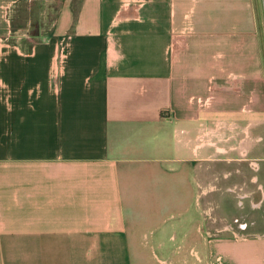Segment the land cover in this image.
<instances>
[{"label": "crops", "instance_id": "0c3cea01", "mask_svg": "<svg viewBox=\"0 0 264 264\" xmlns=\"http://www.w3.org/2000/svg\"><path fill=\"white\" fill-rule=\"evenodd\" d=\"M18 2L0 0V264H166L211 176L238 226L210 220L204 258L184 233L182 262L264 264V0H57L42 32Z\"/></svg>", "mask_w": 264, "mask_h": 264}, {"label": "rangeland", "instance_id": "374dc122", "mask_svg": "<svg viewBox=\"0 0 264 264\" xmlns=\"http://www.w3.org/2000/svg\"><path fill=\"white\" fill-rule=\"evenodd\" d=\"M51 0H19L15 7L14 16L18 18V22L21 24L30 22L31 28L33 27V31H46L48 28V23L51 20V13L56 9L54 4H56L57 0L53 3H50ZM8 14L10 15V9H8ZM11 18V15H10ZM23 24V25H25ZM264 28V27H263ZM11 31V30H10ZM11 33V32H10ZM26 40L28 38L23 37ZM23 38L15 37L14 41L17 44H21V41L24 40ZM11 39V38H10ZM19 44V45H20ZM29 44V43H28ZM262 49L264 52V33L262 31ZM206 164H210L211 166H215L217 163L215 161H206ZM199 162H197V165ZM205 166V164H202ZM197 168V167H196ZM198 170V168H197ZM203 178V179H202ZM201 178V181L198 179L194 182V193L197 197H192V199H188L185 202V205L188 206L190 209L189 212L186 214L180 215L177 218L178 222H183L185 224H181L182 230L177 232L176 239L173 242H170L168 249H166L162 255L159 256L165 260L166 264H184L183 255L188 253L190 249V244H185L183 241L184 237L183 234L186 233L187 235H193L192 238H196L195 246L191 247V250H195L198 254L204 258L206 253L204 251V246H200V242L207 239L208 233L207 230L209 229V222L212 221L214 227L216 224L219 225L222 223L221 218L224 217L225 221H228L230 225L232 224L234 227H237L238 224L235 218L236 213L238 212L237 209V199L230 198L223 196V191L220 189L219 180H215L214 176L206 178ZM210 183H215V189L211 191L206 190ZM196 191V192H195ZM200 192V194H199ZM264 209V208H262ZM264 211V210H263ZM258 214V213H256ZM213 219V220H212ZM217 221V223H216ZM198 228V229H197ZM197 229V230H196ZM214 231V229H212ZM196 232V234H195ZM200 233V235H199ZM193 255V254H191ZM195 257V255H193Z\"/></svg>", "mask_w": 264, "mask_h": 264}, {"label": "trees", "instance_id": "16d2710c", "mask_svg": "<svg viewBox=\"0 0 264 264\" xmlns=\"http://www.w3.org/2000/svg\"><path fill=\"white\" fill-rule=\"evenodd\" d=\"M7 20H8V22H9V26H10V30H11V27H12V20H11L9 14L7 15ZM11 32H12V30H11Z\"/></svg>", "mask_w": 264, "mask_h": 264}]
</instances>
